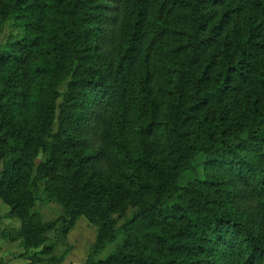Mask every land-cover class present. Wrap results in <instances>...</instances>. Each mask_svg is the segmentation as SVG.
Wrapping results in <instances>:
<instances>
[{"label":"trees","instance_id":"obj_1","mask_svg":"<svg viewBox=\"0 0 264 264\" xmlns=\"http://www.w3.org/2000/svg\"><path fill=\"white\" fill-rule=\"evenodd\" d=\"M9 16L0 199L24 264L48 252L37 151L60 232L97 222L82 264H264V0H0Z\"/></svg>","mask_w":264,"mask_h":264},{"label":"rangeland","instance_id":"obj_2","mask_svg":"<svg viewBox=\"0 0 264 264\" xmlns=\"http://www.w3.org/2000/svg\"><path fill=\"white\" fill-rule=\"evenodd\" d=\"M22 31V25L13 17H0V45L8 39L19 38ZM64 89L65 83H61L58 87L59 93L61 94ZM42 160L43 154L37 151L32 158V176L36 179L37 190L34 192L31 210L40 217L41 221L50 224L44 234L48 252L40 255L44 259L40 264H82L94 242L98 230L97 222L90 216L78 214L66 232H60V217L64 213V208L55 197L48 194L45 189V178H38ZM185 178H187L186 173L182 175V180ZM130 213L131 209H128L124 215L112 214L115 224L119 225ZM18 229V218L0 199V264H24L28 261L22 255L24 249L22 240L17 235ZM121 240L122 234L118 232L115 240L107 243L96 257L105 258Z\"/></svg>","mask_w":264,"mask_h":264}]
</instances>
